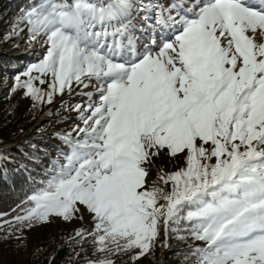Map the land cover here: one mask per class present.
Wrapping results in <instances>:
<instances>
[{
    "label": "snow or ice",
    "instance_id": "6c2138e0",
    "mask_svg": "<svg viewBox=\"0 0 264 264\" xmlns=\"http://www.w3.org/2000/svg\"><path fill=\"white\" fill-rule=\"evenodd\" d=\"M150 13L174 34L137 47L136 24L151 31ZM25 22L48 45L26 79L16 77L34 106L74 86L96 88L74 106L70 152L14 220L0 223V240L26 239L25 229L51 217L82 219L83 207L93 228L73 239L103 254L86 264H115L119 254L134 264L161 231L165 246L180 232L203 243L185 255L192 264H264V0L164 9L147 0H49ZM161 153L182 155L184 167L149 181Z\"/></svg>",
    "mask_w": 264,
    "mask_h": 264
},
{
    "label": "trees",
    "instance_id": "16d2710c",
    "mask_svg": "<svg viewBox=\"0 0 264 264\" xmlns=\"http://www.w3.org/2000/svg\"><path fill=\"white\" fill-rule=\"evenodd\" d=\"M48 2L49 0H0V44L9 41L10 45H13L20 33L31 40L30 25L25 22L27 13ZM51 2L70 3L72 0ZM15 60L22 61L24 66L15 65L17 68L11 69L10 65L15 63ZM40 61V58L34 60L29 56L9 57L8 54H0V214H7L0 219V223L14 220L20 212L18 206H23L34 190L41 186V182L50 178L52 166L58 160H63V154L70 152L65 136L69 133L73 137L76 135L71 132L74 124L68 118L66 108L59 106L57 111H54L51 108L52 103L34 106L32 99L26 97L25 91L16 88V77L20 76L23 81L26 79L23 76L26 69ZM8 79L15 82L10 87L6 86ZM7 227L8 225L4 224V228ZM92 228L93 219L78 230ZM75 233L72 230L51 236L47 233L34 236V242L20 244H15L13 238H9L0 240V244H6L11 239L12 248L31 246L26 251V259L11 258L8 264H85L89 260L103 258V254H93L92 242L77 243L76 239H73ZM184 235V232L173 234L165 246L161 231L155 247L135 260L134 264H192L190 259H185V255L190 248L204 245L190 237L183 240L178 238ZM111 258L115 264H133L128 254Z\"/></svg>",
    "mask_w": 264,
    "mask_h": 264
},
{
    "label": "rangeland",
    "instance_id": "374dc122",
    "mask_svg": "<svg viewBox=\"0 0 264 264\" xmlns=\"http://www.w3.org/2000/svg\"><path fill=\"white\" fill-rule=\"evenodd\" d=\"M148 3L152 5H159L160 9H164L167 6H169L172 3H179L181 0H147ZM152 16L151 23L155 25V16L153 13H150ZM134 23H136L134 21ZM165 26V25H164ZM164 26H156L158 27V32L153 34H147V33H141V25L136 24V37L139 41L137 44V47L144 44L145 42H150V39L154 36L157 40H160L162 38H169L172 37L174 34V29L172 27L168 26L167 29H164ZM144 31H148L147 29H144ZM157 34V35H156ZM47 43H46V37L45 36H38L36 39L29 40L25 34L20 33L17 38H15L13 45H10L9 41L3 44H0V54H8L9 57L13 56H29L31 59L37 60L41 59L46 55L47 50ZM17 65L24 66V63L19 60H15V63H12L10 65L11 69H16ZM12 79H8L6 82V86L10 87V85L14 84ZM45 89H47V85L43 86ZM96 85L93 83V85L89 88L82 89L80 87L74 86V89L71 93L68 91H65L63 95L56 94L53 97L51 108L55 111H57L58 107L66 108L67 114L69 115L68 118H70V121L72 124H74V127L77 124H80V121L78 119V113L74 110V106L76 105H87L89 98L85 93H95ZM82 126V125H81ZM73 132V130L71 131ZM184 167V159L182 155H178L177 157H170L165 153H161L160 156L153 158L152 165L149 166V181L155 180L157 178V171L162 169L164 173H172L176 170ZM166 188H169L170 186H164ZM82 219L74 218L70 221H64L62 218L59 217H51L50 222L47 223H38L31 227L30 229H27L23 231V236L26 237V239L23 240H17L15 238H11L13 241H15V244L20 243H30L34 242L33 237L34 236H43L49 233V236L52 234H59V232L72 230L74 232L78 231L80 227H82L84 224L90 223L92 217L91 215L81 207V213ZM19 235V234H18ZM31 236V237H30ZM9 240L6 244H0V264H8V262L11 260V258H20V259H26L27 258V250L31 248L24 246V247H18V248H12V240ZM14 244V245H15ZM86 264V263H85Z\"/></svg>",
    "mask_w": 264,
    "mask_h": 264
},
{
    "label": "bare ground",
    "instance_id": "6f19581e",
    "mask_svg": "<svg viewBox=\"0 0 264 264\" xmlns=\"http://www.w3.org/2000/svg\"><path fill=\"white\" fill-rule=\"evenodd\" d=\"M252 3L250 4L251 6L253 7H259L260 6V0H252L251 1ZM168 26H164V29H167ZM141 33H147V34H153L154 32L157 33L159 30H158V27L156 28L155 25H153V29L151 31H144V30H140ZM157 35V34H156Z\"/></svg>",
    "mask_w": 264,
    "mask_h": 264
}]
</instances>
